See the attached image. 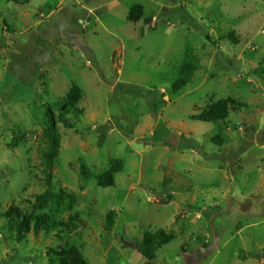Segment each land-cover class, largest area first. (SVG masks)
Returning a JSON list of instances; mask_svg holds the SVG:
<instances>
[{
    "label": "rangeland",
    "instance_id": "rangeland-1",
    "mask_svg": "<svg viewBox=\"0 0 264 264\" xmlns=\"http://www.w3.org/2000/svg\"><path fill=\"white\" fill-rule=\"evenodd\" d=\"M219 99L227 119L196 120ZM46 191L62 196L34 209ZM24 214L45 221L18 241ZM70 249L86 264H264V0H0V264Z\"/></svg>",
    "mask_w": 264,
    "mask_h": 264
},
{
    "label": "trees",
    "instance_id": "trees-1",
    "mask_svg": "<svg viewBox=\"0 0 264 264\" xmlns=\"http://www.w3.org/2000/svg\"><path fill=\"white\" fill-rule=\"evenodd\" d=\"M141 17V7L139 5H134L130 8L127 14V21L130 23H136ZM148 30L154 29V26H148ZM227 38L235 42L232 34H227ZM194 62L191 57H187L180 66V78L177 79L172 84V90L174 92H178L181 89L185 88V86L190 82L192 77V73L194 71ZM80 98V90L78 87L73 86L66 94L65 98L56 103V106L62 110L61 113L57 115L56 120L59 123L64 125L66 121L64 120L65 113L74 108ZM231 113L230 101L226 99H219L215 102L209 104L205 111H203L200 115L196 117L197 121L204 123H215L218 121H223L228 118ZM48 115V114H47ZM44 136L47 142V149L44 153V162L47 165V168H50L53 158L56 155L58 149V134L56 128L54 126V120L52 116L48 115V125L44 129ZM112 173L106 172L104 173L98 181V186L100 187H109L112 186ZM62 192L58 194H53L50 191L44 192L42 195H39L35 198V204L33 206L34 209L41 208L44 206L48 200L61 198ZM22 221L18 226L17 232V240L21 241L24 238V235L29 232L31 223H33L34 228H38L44 224L45 215H31L24 214L21 216ZM162 240L157 244V247L160 248L163 244L169 241L170 237L166 235H161ZM149 235L145 236V240L149 241ZM142 256L151 261L154 259V249L150 248L148 250L142 251ZM59 264H86L82 256L75 249H70L62 259H60Z\"/></svg>",
    "mask_w": 264,
    "mask_h": 264
}]
</instances>
